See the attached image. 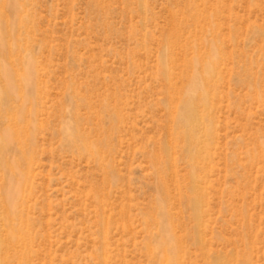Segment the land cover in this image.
Returning <instances> with one entry per match:
<instances>
[{"label": "rangeland", "instance_id": "374dc122", "mask_svg": "<svg viewBox=\"0 0 264 264\" xmlns=\"http://www.w3.org/2000/svg\"><path fill=\"white\" fill-rule=\"evenodd\" d=\"M0 264H264V0H0Z\"/></svg>", "mask_w": 264, "mask_h": 264}, {"label": "bare ground", "instance_id": "6f19581e", "mask_svg": "<svg viewBox=\"0 0 264 264\" xmlns=\"http://www.w3.org/2000/svg\"><path fill=\"white\" fill-rule=\"evenodd\" d=\"M199 85L196 83V81L193 82L192 86H191V92H196V90L198 89ZM205 95V94H204ZM206 99V98H203ZM184 101V99H183ZM206 101V100H205ZM185 104H183V108L184 110L182 115H181V122H183V128L179 127L176 130V135L178 138H184L186 142V148H187V153L191 162V168H192V173H195L193 170L195 168V163H196V138L197 137V133H196V121H198V113L196 111V100H191L187 97V99L184 102ZM198 141V140H197ZM191 177V176H190ZM195 177V175L193 176ZM192 180V179H191ZM16 194V191H12V194ZM14 198V197H13ZM13 198L11 197L10 199H4V203L7 206H11ZM9 209H6V213L4 214L5 216H3L4 218H2L3 222H5L6 224L9 223L10 219H9V213H8Z\"/></svg>", "mask_w": 264, "mask_h": 264}]
</instances>
